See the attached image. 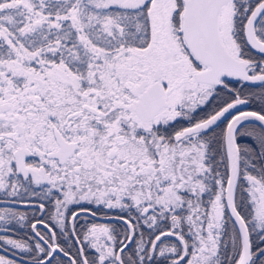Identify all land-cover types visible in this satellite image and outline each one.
I'll return each instance as SVG.
<instances>
[{"label":"snow or ice","instance_id":"1","mask_svg":"<svg viewBox=\"0 0 264 264\" xmlns=\"http://www.w3.org/2000/svg\"><path fill=\"white\" fill-rule=\"evenodd\" d=\"M0 264H264V0H0Z\"/></svg>","mask_w":264,"mask_h":264},{"label":"flooded vegetation","instance_id":"2","mask_svg":"<svg viewBox=\"0 0 264 264\" xmlns=\"http://www.w3.org/2000/svg\"><path fill=\"white\" fill-rule=\"evenodd\" d=\"M18 234H19V235H23V230H21Z\"/></svg>","mask_w":264,"mask_h":264}]
</instances>
